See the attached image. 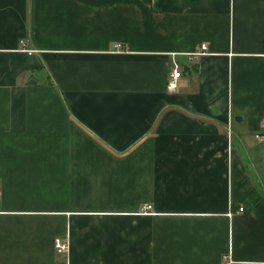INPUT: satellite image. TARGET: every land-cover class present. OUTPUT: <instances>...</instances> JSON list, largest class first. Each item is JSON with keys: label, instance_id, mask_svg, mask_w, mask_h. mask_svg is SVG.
<instances>
[{"label": "crops", "instance_id": "crops-1", "mask_svg": "<svg viewBox=\"0 0 264 264\" xmlns=\"http://www.w3.org/2000/svg\"><path fill=\"white\" fill-rule=\"evenodd\" d=\"M227 262L264 264V0H0V264Z\"/></svg>", "mask_w": 264, "mask_h": 264}, {"label": "built area", "instance_id": "built-area-1", "mask_svg": "<svg viewBox=\"0 0 264 264\" xmlns=\"http://www.w3.org/2000/svg\"><path fill=\"white\" fill-rule=\"evenodd\" d=\"M116 47L120 48L121 46L118 45ZM200 49H201V51L197 52L195 54L196 56L203 55L205 53V51L207 50V46L201 45ZM181 76H182L181 66L175 60H173L172 65H171V72L169 74V81H168V90L170 92H173L177 89L178 82H179ZM148 209H150V207H148ZM239 211L242 212L243 209L241 208ZM55 249L57 250L58 253L63 254V253L67 252L68 246L66 243L62 242L61 240H56L55 241ZM226 264H229V263L227 262Z\"/></svg>", "mask_w": 264, "mask_h": 264}]
</instances>
